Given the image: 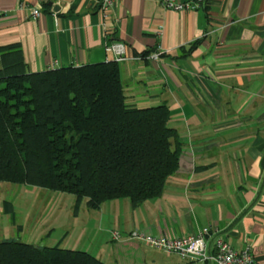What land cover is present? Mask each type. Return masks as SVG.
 Returning a JSON list of instances; mask_svg holds the SVG:
<instances>
[{
    "label": "crops",
    "instance_id": "0c3cea01",
    "mask_svg": "<svg viewBox=\"0 0 264 264\" xmlns=\"http://www.w3.org/2000/svg\"><path fill=\"white\" fill-rule=\"evenodd\" d=\"M96 7V0H0V45L18 43L26 68L37 71L114 59L106 44L124 43L128 57L118 63L127 101L165 102L181 150L161 195L135 207L124 197L93 209L84 199L72 215L83 225L70 247L93 246L88 251L108 264H210L129 237L208 227L209 252L220 236L264 264V0H202L181 10L116 0L106 17ZM148 49L158 56L143 55Z\"/></svg>",
    "mask_w": 264,
    "mask_h": 264
},
{
    "label": "trees",
    "instance_id": "16d2710c",
    "mask_svg": "<svg viewBox=\"0 0 264 264\" xmlns=\"http://www.w3.org/2000/svg\"><path fill=\"white\" fill-rule=\"evenodd\" d=\"M169 118L165 102L127 101L115 59L29 71L18 43L0 45V181L72 193L74 214L83 199L135 207L161 195L181 150ZM0 264L108 263L81 248L5 239Z\"/></svg>",
    "mask_w": 264,
    "mask_h": 264
},
{
    "label": "rangeland",
    "instance_id": "374dc122",
    "mask_svg": "<svg viewBox=\"0 0 264 264\" xmlns=\"http://www.w3.org/2000/svg\"><path fill=\"white\" fill-rule=\"evenodd\" d=\"M172 118L168 121L170 126H174L172 121L175 119ZM74 199V194L65 191L0 181V241L16 239L37 246L70 248L76 237V227L83 225L75 218L77 213L72 216ZM83 200L78 208L79 214ZM88 230L83 233L84 238ZM90 248L88 250L94 249L93 246Z\"/></svg>",
    "mask_w": 264,
    "mask_h": 264
},
{
    "label": "built area",
    "instance_id": "2783aa9c",
    "mask_svg": "<svg viewBox=\"0 0 264 264\" xmlns=\"http://www.w3.org/2000/svg\"><path fill=\"white\" fill-rule=\"evenodd\" d=\"M163 6L177 10L196 8L201 4L202 0H158ZM116 2V0H96L97 11L106 17L109 8ZM33 15L39 14L38 8L31 9ZM106 48L111 50L114 54V59L117 61L124 60L128 56L125 52V44L120 41H111L106 44ZM158 51L151 52L152 58L158 56ZM148 55V56H149ZM209 233L208 227H201L195 232L187 233L179 236H169L164 234L143 233L138 230L129 232V237L142 240L149 245L161 248L167 251L178 253L182 257L195 259L198 261H211L212 264H255L253 255L247 247L237 249L233 247L228 241L222 239L220 236L215 237L213 250H207L205 235ZM118 231L113 232V238H118Z\"/></svg>",
    "mask_w": 264,
    "mask_h": 264
},
{
    "label": "water",
    "instance_id": "95a60500",
    "mask_svg": "<svg viewBox=\"0 0 264 264\" xmlns=\"http://www.w3.org/2000/svg\"><path fill=\"white\" fill-rule=\"evenodd\" d=\"M53 7H54V9H58V6L57 5H54Z\"/></svg>",
    "mask_w": 264,
    "mask_h": 264
}]
</instances>
